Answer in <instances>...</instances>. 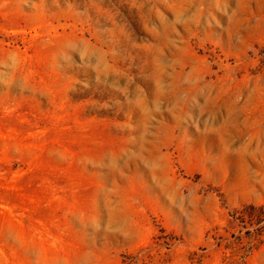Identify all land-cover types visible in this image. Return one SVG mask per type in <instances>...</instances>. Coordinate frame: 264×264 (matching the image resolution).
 Returning <instances> with one entry per match:
<instances>
[{"label":"rangeland","instance_id":"1","mask_svg":"<svg viewBox=\"0 0 264 264\" xmlns=\"http://www.w3.org/2000/svg\"><path fill=\"white\" fill-rule=\"evenodd\" d=\"M0 264H264V0H0Z\"/></svg>","mask_w":264,"mask_h":264}]
</instances>
